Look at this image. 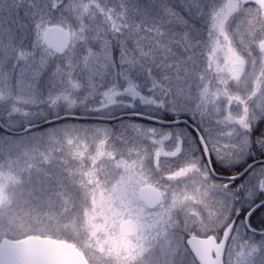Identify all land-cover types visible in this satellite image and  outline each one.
Listing matches in <instances>:
<instances>
[{
    "label": "snow or ice",
    "instance_id": "obj_1",
    "mask_svg": "<svg viewBox=\"0 0 264 264\" xmlns=\"http://www.w3.org/2000/svg\"><path fill=\"white\" fill-rule=\"evenodd\" d=\"M0 264H264V0H0Z\"/></svg>",
    "mask_w": 264,
    "mask_h": 264
}]
</instances>
